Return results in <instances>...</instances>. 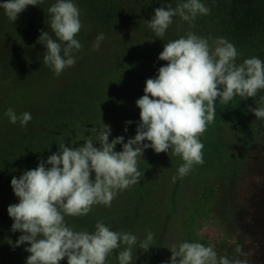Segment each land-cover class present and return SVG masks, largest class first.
<instances>
[{
  "label": "clouds",
  "instance_id": "1",
  "mask_svg": "<svg viewBox=\"0 0 264 264\" xmlns=\"http://www.w3.org/2000/svg\"><path fill=\"white\" fill-rule=\"evenodd\" d=\"M43 3L3 0L0 9L14 23L27 6ZM210 12L201 0H182L175 8H155L147 27L164 40L174 16L191 28L198 16ZM47 14L50 32L41 30L37 43L46 48L43 64L59 76L75 65L76 53L83 47L76 39L82 28L80 12L73 0H55ZM104 39L103 33L98 34L92 50L97 51ZM239 55L225 38L211 39L210 43V38L192 31L167 41L158 56L167 63L159 67L154 78L146 80L144 95L136 100L140 120L133 138L124 142L123 136H117L109 142L111 128L104 124L95 140L86 137L79 147L63 142L37 167L24 171L19 178L14 176L10 184L19 202L10 204L7 211L13 219L11 230L22 233L13 247L26 242L30 245L25 248L30 253L26 264H60L64 258L67 264H107V258L122 245L125 247L117 253L119 264H132L136 235L113 231L99 220L92 232L76 231L65 218L86 216L95 205L110 207L119 192L131 188L144 175L138 169V159L147 148L157 154L171 151L182 159L171 177L173 183L196 165H203L200 138L215 121L216 102L227 106L235 97L247 100L264 89V61L251 57L237 64ZM248 110L256 119L264 120V107L249 106ZM5 115L10 123L21 127L32 120L29 112L18 115L12 108ZM91 131L97 130L93 127ZM117 144H122V150H114ZM152 245L154 234L149 231L139 248L147 251ZM167 247L171 257L165 264H248L239 258L245 255L239 245L235 249L239 256L233 259L218 255L212 244L184 241Z\"/></svg>",
  "mask_w": 264,
  "mask_h": 264
},
{
  "label": "rangeland",
  "instance_id": "2",
  "mask_svg": "<svg viewBox=\"0 0 264 264\" xmlns=\"http://www.w3.org/2000/svg\"><path fill=\"white\" fill-rule=\"evenodd\" d=\"M76 1L73 0L77 6L79 3ZM79 1L82 8L85 9L86 15L84 14V16L88 17V19L85 18L88 20L87 23L92 20L91 18L98 19L100 22L99 30H97L98 34L103 33L106 39L109 35L115 34L114 37L119 36L126 45H130L131 39L138 43H146L148 36H152L147 31L152 32L147 27V20L151 19L155 8L162 6L165 8L169 6L176 7L175 0H147L148 4L150 2V7L147 6V9H144V13H142L139 6L141 0ZM2 2L3 0H0V3ZM51 3H55V0H44L43 4L50 7ZM26 8L28 9H26L27 12L20 13L14 23L9 21L4 10L0 9V104L8 99L14 101V103L10 102L8 108L14 109L18 115L22 110L29 112L32 116L30 122L33 131L39 129L42 132L46 131V127H42L41 122L51 116L56 117L61 122H67L72 116L84 119L87 121V126L84 130L81 129V132H83V135H81L82 141L77 143L73 139V142L69 143L72 147H79L84 143V139L89 136L95 140L99 131L104 129V124L111 128L109 142L117 136H123L124 142H127L129 138H133L140 120V109L136 105V100L139 97H132L131 99L126 94L130 102L125 100L124 97L117 104L118 107H114L113 111H104L106 114H101V109H92L91 105L99 97V91L95 94L91 93L92 86L87 87L82 79L72 73L77 68L84 70L83 66L89 62V59L86 58V52L92 58L97 54L101 55L104 51L106 52L108 50L105 47L106 43L101 42L99 49L93 51L92 44L98 34L93 33L86 40L76 37L83 45L82 49L76 53L77 68L76 65L66 68L57 76L42 62L43 54L46 51L44 45H38L37 41H29V38H36L37 40L42 29L39 23L32 18L33 15L29 12L32 10L28 6ZM24 14L27 17H23ZM177 17L174 16L172 20H176ZM139 19H141L140 21H146V25L139 23ZM123 21L128 23L124 26L126 27L125 32L118 34L121 31L118 25L120 26ZM81 23L84 25L83 20H81ZM129 23L134 25L130 27L128 26ZM135 24L137 25L135 26ZM22 28L28 31L22 32ZM137 30L141 33L138 34ZM43 31L50 32L48 28H44ZM106 31L109 32L108 35H105ZM166 32H169V30L167 29ZM161 45L157 43L154 46L147 47L148 51L150 49L155 51L156 57L151 58L143 55L144 52L137 50L138 48H135V45L128 48L133 57L129 56L131 59L127 58V60L138 70V73L135 71L134 75L129 73L138 83L140 81V90L144 89L148 78H153L152 73L158 74L159 67L163 66L162 60L158 59L164 46ZM95 63H97V60ZM3 91L6 93L4 100H2ZM131 91L134 94L131 89L127 93L131 95ZM8 108L6 103L0 106L1 118L4 117ZM107 113L110 114L107 115ZM126 121H132L133 123L126 124ZM263 121L256 119L255 116L251 117L249 123L245 126L246 128L242 130L246 140H251L253 136L259 137L258 127ZM31 126L26 129L25 137L27 139L34 137V134L30 133ZM93 127L97 130L96 132L91 131ZM125 128H127L126 132L124 131ZM2 134L0 137H5L6 134ZM43 134L47 135L46 132ZM4 143H6V140L2 138L0 145ZM145 143L148 142L145 141ZM114 150H122V144H117ZM151 156H154L155 160L152 161ZM170 160H173L172 166L175 165L176 168L171 167L167 171L165 165L171 166L169 164ZM182 163V159L173 156L171 151L157 154L152 148L145 149L142 157L138 159V169L144 173L138 183L127 190L119 192L110 207L95 205L93 210L86 216L66 217L68 225L76 231L87 230L92 232L99 220L103 221L113 231L136 235L137 244L133 246L132 264H165V262L170 261L171 257V251L167 246L184 241L200 242L205 246L212 244L218 255H227L229 259L235 258L236 247L234 248V244L230 243V241L235 240L233 234L229 233L231 224L226 222V216H223L230 208V204L226 202L225 206L222 207L218 184L207 176L203 179L201 177L203 171L198 166H195L183 179H177L173 183L171 177L176 174ZM159 172L162 173V177H159ZM9 185L11 184L9 183ZM18 202L19 198L15 196L12 187L0 193V264H26V258L30 255L25 251V248L30 246L27 242L13 247L22 233L11 230L13 219L8 215L7 208L10 204ZM139 202L146 211H140L142 220L138 218ZM154 211H159L160 215L154 219L153 225L147 224L144 230L142 227L143 224H146L145 217H148V215L151 217ZM165 211H170V214H165ZM162 215L164 218H162ZM157 223L159 224L157 225ZM163 224L165 226L162 229ZM149 231L154 234V245L144 251L139 248V242L146 238ZM9 241L12 243L10 244ZM230 244L232 248L228 249ZM124 247L122 245L121 249L110 255L107 258V264H119L117 253L123 250ZM64 263L67 264V258L60 261V264Z\"/></svg>",
  "mask_w": 264,
  "mask_h": 264
},
{
  "label": "trees",
  "instance_id": "3",
  "mask_svg": "<svg viewBox=\"0 0 264 264\" xmlns=\"http://www.w3.org/2000/svg\"><path fill=\"white\" fill-rule=\"evenodd\" d=\"M76 2L79 3V5L77 4L80 12L79 19L80 21L83 20L84 24L76 37L86 40L93 33L98 34L100 22L98 19L91 18L92 20L87 23L88 17L84 16L85 9L82 8L79 0ZM141 2H139L140 11L144 13V9H147V6L150 7V2L149 4L147 0H141ZM181 2L182 0H175V6ZM201 2L209 7L211 12L208 15L198 16L194 21V27L190 28L188 22H183L178 16L168 27L169 32H166L164 40L155 37L154 33L147 30L152 36H148L146 43H138L131 39L130 45H126L122 38L114 37L115 34H112L108 36L112 37H107L102 41L103 44L106 43L105 47L108 49L106 52L104 51L101 55L97 54L94 58L91 55L88 56L86 52V58L89 59V62L83 66L84 70L77 68L78 61L76 59L77 69L73 70L72 73L82 79L87 87L92 86L91 93L95 94L98 91L100 93L99 97L91 103L92 109H101V114H106L104 111H113L114 107H118L117 104L122 98L125 97V100L130 102L126 94L131 99L132 97L140 98L144 95L143 90L139 89L140 81L138 83L132 76L135 71L138 73L137 67L127 60L130 58L129 56L133 57L128 49L132 45H135L137 50L144 52L143 55L150 58L156 57L155 51L153 49L148 51L147 47L157 43L163 46L165 41L178 39L188 31H192L198 36L210 38V43L211 39L215 38H225L232 43L240 53L236 60L237 64L251 57H257L264 61V0H201ZM28 8L32 10L29 12L32 13V18L39 23L41 29L48 28L50 30L47 24L48 6L44 4L31 5ZM26 9L23 12H27L28 9ZM23 17H27L26 14ZM140 20L139 23L146 25V21ZM127 24V21H123L120 26L118 25V28L121 29L118 34L125 32L126 27L124 26ZM133 25L129 23L128 26L132 27ZM137 27L139 28V26ZM27 31L22 28V32ZM107 33L109 34L106 31L105 35H108ZM31 40L37 41L36 38H29V41ZM94 60H97V63ZM166 63L162 60V65ZM154 74L151 75L153 78L157 75ZM129 89L133 90L134 94L132 91L131 95L128 94ZM2 96V100H4L5 91H3ZM262 98H264V89L259 90L255 97H250L247 100H240L239 97H235L227 106L221 105L219 101L216 102L215 121L208 125L207 131L200 138L204 144V163L203 165H196L203 171L204 175L201 174L203 179L207 176L218 184L222 207L225 206L226 202L230 204V208L223 216H226L225 221L231 224H229V233L233 234V239H235L234 248L239 245L242 252L245 253L244 256H239L236 253V257L246 259L248 264H264V121L258 127V138L253 136L251 140H246L242 130L246 128L245 126L251 117L255 116L248 110L249 106L262 107L263 105L264 107V99ZM10 102L14 103V101L7 99L0 106L6 103L8 108ZM20 112L23 113L24 111ZM109 114L107 113V115ZM86 122L77 116H72L67 122H61L56 117L51 116L41 122L42 127H46V131L42 132L40 129L33 131L31 122L27 126L21 127L19 123H10L6 115L3 118L0 116V135L6 134L5 137H0V142L2 138L6 140V143L0 145V193L10 189L9 183L14 176L19 177L24 171L34 169L41 159L46 160L49 155L57 152L59 144L64 142L68 146L69 143L73 142V139L80 143L82 141L81 135H83L81 129L84 130L87 126ZM30 126V133L34 134V137L27 139L25 137L26 129ZM44 132L47 135H44ZM153 157L150 158L152 161L155 160ZM169 162L171 166L163 164L167 167V171L171 167L176 168L175 165L172 166L173 160ZM161 174L159 172V177H162ZM144 209L140 203L137 212L138 218L141 220L142 213L140 211L146 212ZM166 213L170 214V211H165ZM159 215V211H154L151 217L149 215L145 217L146 224H143L142 228L145 230L149 223L153 225L154 219ZM162 218H164L163 215ZM164 226L163 224L162 229ZM231 246L230 244L228 249H231ZM222 256L224 255L222 254Z\"/></svg>",
  "mask_w": 264,
  "mask_h": 264
}]
</instances>
